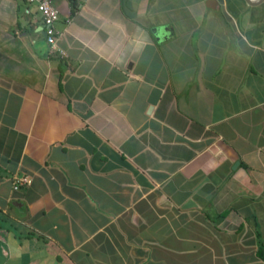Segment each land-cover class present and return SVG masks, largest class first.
Wrapping results in <instances>:
<instances>
[{
  "label": "crops",
  "instance_id": "1",
  "mask_svg": "<svg viewBox=\"0 0 264 264\" xmlns=\"http://www.w3.org/2000/svg\"><path fill=\"white\" fill-rule=\"evenodd\" d=\"M50 3L62 57L0 0V264H264V0Z\"/></svg>",
  "mask_w": 264,
  "mask_h": 264
},
{
  "label": "built area",
  "instance_id": "2",
  "mask_svg": "<svg viewBox=\"0 0 264 264\" xmlns=\"http://www.w3.org/2000/svg\"><path fill=\"white\" fill-rule=\"evenodd\" d=\"M27 3L24 7V13L29 12L30 5L39 13L42 22V28L45 35V41L48 44L49 53L56 54L59 57L64 56V51L56 45V30L54 23L58 18V11L55 9L50 0H23ZM26 177H19L14 179L13 189H17L19 184L26 182Z\"/></svg>",
  "mask_w": 264,
  "mask_h": 264
},
{
  "label": "water",
  "instance_id": "3",
  "mask_svg": "<svg viewBox=\"0 0 264 264\" xmlns=\"http://www.w3.org/2000/svg\"><path fill=\"white\" fill-rule=\"evenodd\" d=\"M45 36V35H44Z\"/></svg>",
  "mask_w": 264,
  "mask_h": 264
}]
</instances>
